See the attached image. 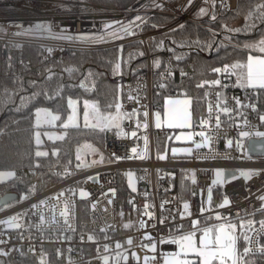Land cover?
I'll return each mask as SVG.
<instances>
[{"label": "built area", "instance_id": "1", "mask_svg": "<svg viewBox=\"0 0 264 264\" xmlns=\"http://www.w3.org/2000/svg\"><path fill=\"white\" fill-rule=\"evenodd\" d=\"M216 2L218 5L215 12L217 18L222 11H231L237 7V0L235 3L234 0H225L229 6L227 9L221 5L220 0H216ZM157 4L161 7H156ZM206 5L209 4H205L204 0H193L191 5H188V0H142L136 5L125 7L106 5L95 0H0V53L8 77H20L25 71L42 64L59 61L66 54L113 49L136 41H143L147 63V75L127 83L123 88L125 96L119 101L123 105L122 111L131 112L136 109L138 112L131 119L123 120L121 129L127 135L117 136L115 134L117 129L104 132L103 151L108 159L103 163L93 164L91 167L67 166L58 169L57 172L61 179L57 183L43 189H39L38 184L35 183L29 187L31 189L35 186V193L30 196V199L21 203L14 201L11 207L0 211V219H6L18 212H27V215L22 216L19 221L22 224L20 229L12 230L0 225V233H3L0 235V239L7 241L6 244L0 245V248L5 251L13 249V247L19 249V251H11L7 257L0 256V261H3L4 264H39V259L43 255L47 264H68L69 259L73 264H102V261L94 258L97 255L96 249L99 247L101 255L114 257L116 251L129 255V260L121 261L120 264H137V261L130 256L133 251L141 257L139 264H144L143 257L145 255L156 256L159 264H163L164 257L179 249L175 244L159 243V241L161 239L170 240L173 236L182 234V230L178 231L177 226L183 225L184 229H187L189 220L197 217L201 218V226H203V216L214 217L217 211L232 219L241 209L252 213L260 206L257 197L264 194V155H254L250 152L249 144L251 140L257 139L255 137L251 140L243 139V149H236L235 141L242 139L239 137L241 129L264 131V123L258 119V114H264V112L260 109L256 97H253L251 101L245 99L251 90L245 91L236 87L234 76L230 79L222 78V83L228 85L226 88H208L209 95L206 97L205 112L200 118H207L208 104L211 102L215 106V93L219 91L223 93L229 106H235L233 97H239L245 104H256L258 112L241 109L247 113V118L254 128H248L244 125L243 120L237 117L236 123L231 128L227 124L222 125V132L227 134L216 139L211 150L208 148L196 149L194 146L191 155L176 157L166 154L164 155L165 159H158L156 134L165 132L156 129L154 125V114L161 110L154 101L153 92L154 88L163 82L155 84L153 81V76L156 74L153 60L156 58L150 52L148 40L153 36L176 29L188 21L197 24H202L204 21L213 22L210 19L212 9L209 10L210 14L204 18H196V12ZM132 15H144L142 17L146 23L136 29V35L122 40L111 41L106 37L105 42H93L91 40L54 38L57 34L99 36L103 34L105 23L115 21L125 23L129 18L122 17ZM157 15H166L171 18L170 21L163 24L152 23L150 19ZM38 24L50 25L51 32L37 29L36 25ZM146 26L153 28L144 30ZM207 28L212 34L215 32V36L222 42L231 44L227 36L210 27ZM35 61H37V65ZM169 63L170 58L168 57L165 60L166 67L162 71L165 75H161L163 79L169 77L166 75L168 71H174L168 65ZM129 95L136 97L139 102L129 100ZM145 110L149 113L146 129L143 127L145 121L143 112ZM199 119L193 123V128L189 131L197 133L201 130ZM221 119L228 121V117L223 114H221ZM137 121L140 122V127H137ZM212 128H214V118L210 121L207 130L210 131ZM132 131H136V137L131 136ZM167 136L173 139V134L169 133ZM145 137L148 141L147 148H145ZM193 139L199 142L200 137L193 135ZM228 139L234 141L232 148L227 145ZM133 147L137 148L139 155L131 152ZM113 153L117 156L133 158L109 162ZM141 155L143 158H140ZM247 156H251L252 159H247ZM65 169L72 174H65ZM216 169H224L225 174L227 171L233 170L238 178L230 180L223 187L212 185ZM241 169L262 171L260 175L245 181L243 177H239ZM128 172L136 174L138 190L135 193L127 191L125 194L126 204L133 208V214L125 217L120 215L123 212L121 210V192L124 188L126 189ZM193 173L196 184L191 181ZM89 177H94V179H88ZM182 177H185L189 182L187 193L179 184ZM225 179H228L226 175ZM209 187L213 189L214 204L224 195L230 198L232 204L223 209H209L201 216L199 209L202 202H206ZM68 189L75 190L76 194L72 195ZM81 189L88 192L89 195L81 198L79 196ZM110 189H115V193L112 194ZM60 191H64L65 195L59 200L52 199L47 204H40L38 208L31 207L32 204H39L40 200L53 197ZM65 200H69L70 205H74L69 219L75 231L64 230L57 225L50 226L48 223H45L42 228H38L40 214H43L47 221H51L53 215L58 220H62L60 212ZM109 200L112 201L111 204L108 203ZM184 203L189 204L191 217L184 213ZM93 204L96 205L95 209L92 208ZM146 204L149 205L147 211L153 214V219L144 215ZM240 214L244 216L243 211ZM251 218L253 217H245V219ZM254 218L259 220L261 216L256 213ZM160 219H165V223H158ZM141 220L146 222L143 229L139 227ZM129 222L131 227L125 229L123 225ZM255 227L258 228L259 225L257 224ZM102 228L106 230L108 240L104 239L105 233L100 231ZM145 234L150 235L152 240L145 239ZM249 234L254 235V233ZM21 235H23V239L20 238ZM88 235H93L98 243L88 241ZM81 236L84 237L83 241ZM129 236L134 241L132 246L125 243ZM116 241L123 245L121 249H115ZM105 243L110 248L108 253H105L103 249ZM152 243L156 244V252L151 251ZM141 244L149 245V247L141 248L139 246ZM30 247L34 248V251H29ZM57 249H60L63 255L58 256ZM21 252L24 254L21 255ZM110 264H115V262L110 260Z\"/></svg>", "mask_w": 264, "mask_h": 264}, {"label": "snow or ice", "instance_id": "2", "mask_svg": "<svg viewBox=\"0 0 264 264\" xmlns=\"http://www.w3.org/2000/svg\"><path fill=\"white\" fill-rule=\"evenodd\" d=\"M193 0H188V5H191ZM205 4H210L212 8L216 6V0H204ZM221 5L224 8H228V4L225 0H220ZM156 7H161V5L157 4ZM209 9L205 7H201L198 10V16H205L209 15ZM210 19L212 21L217 20V15L213 11L210 14ZM245 19V26L243 29H231L228 28L227 25H222V27L229 32H240V31H247L250 28H255L256 24L255 21L259 20L261 23H264V0H261L260 3L255 4V6L248 11V13L244 16ZM139 22V23H138ZM146 23L145 19L141 16H136L134 20L129 21L128 23H124L121 21L115 22H108L105 23L103 26V34L99 36H84V35H63L57 34L54 38L56 39H67V40H91L93 42H105L106 37L108 40L115 41V40H122L126 37H130L136 35V29L141 28V25ZM156 27V25H153ZM181 28L183 25L180 26ZM37 29H42L48 32H51L50 25H36ZM172 31H176L173 29ZM215 36L216 33L213 32ZM154 39V38H153ZM143 43V41H141ZM196 43H199L197 41ZM164 44V41L161 40L156 44L157 48H161ZM183 46V45H181ZM209 47L211 45H208ZM245 49L250 50L249 53L246 55V58L243 60H236L233 63H225L221 67H213L211 69L212 73L219 74L221 78H216L212 80H203L199 84H197L198 88H203L206 85L209 87H219V88H226L228 87L227 84L222 83L223 79H230L231 77H235V86L239 87L242 90L248 91L249 94L245 97L246 100L251 101L253 97L257 99L264 95V37L260 40L252 43H247L243 45ZM124 46L120 45L118 47V52L123 53ZM51 51V49H49ZM258 53V54H257ZM132 54H129V59L131 58ZM138 55L143 56L144 52H139ZM177 60L181 59L180 56L175 57ZM122 61L123 57L118 56L117 61L113 66V73L119 74L122 70ZM126 63L127 61H123ZM153 66L156 68L161 67V61L159 59L153 60ZM70 74L74 71H78V69L68 68L65 69ZM50 71V70H49ZM92 74L89 73V76ZM165 75V74H161ZM167 76H171L172 72L168 71L166 73ZM187 75L186 73L181 72V76ZM52 76L49 75L47 79H51ZM87 79V77H85ZM35 81L32 82L35 85ZM160 88H165L166 85L161 83L157 85ZM65 87H70V85L61 84L57 87L52 95H49L47 91L41 92H34L31 97L22 98L21 106L27 107V101L35 100L36 97L43 95L46 100H55L56 98L63 99V93ZM79 87L86 88V85L81 82ZM209 95V93H205V96ZM216 104L215 106L210 102L208 104V116L207 118H200L199 119V127L200 131L197 133L189 132H181L180 135L175 137L176 140H186L192 141L195 145L196 149L201 148H208L211 150L213 142L218 139L221 135H226V132H222V125L227 124L229 128H231L235 123L237 117H240L243 120L244 125L248 128H254L251 121L247 118V113L245 111H241V109H251L252 111L258 112L257 106L255 103H243L239 97H233L232 99L235 102V106H229L227 104V100L224 97L222 92H216ZM184 98H173L167 97L164 100L163 105V119L161 118V112H155V127L160 129L162 126H166L169 129H192L193 128V111H192V99L187 96V94H183ZM119 97L117 96V102L114 104L106 105L105 109L102 110L100 105L96 102L84 100L83 101V112H82V120H83V127L92 129L94 131H99L101 133L111 131L112 129H117L116 135L117 136H126L127 133L123 132L121 129V122L124 119H131L133 116L137 115L138 112L136 109H133L131 112H124L122 111L123 105L118 102ZM129 100H135L137 103L139 102L136 97L131 95L128 96ZM67 109H70V112L67 113L66 119H62V115L59 110L53 111L50 108L45 107H36L34 112L35 121L33 124V140L35 145L37 146V150L35 151L34 155L36 158L41 157H48L49 152L40 150V146L44 143L42 140V136H46L50 141H63L65 140L66 136L68 135L69 129H76L79 130L81 128V113L78 109L79 101L77 99H73L71 96L67 98ZM115 109V112L110 111L111 109ZM16 111H20V108H17ZM221 114L228 117V121H223L221 119ZM143 116L145 117V121L143 123V127L146 129L148 127L147 118L149 113L147 110L143 112ZM214 118V128L210 131L207 130L210 121ZM258 119L261 123H264V114H258ZM57 122H60L59 126L64 130L62 134L56 135L50 133L48 131L41 132V128L46 127H56ZM140 122L137 121V127H140ZM136 131L131 132L132 137H136ZM193 135H197L200 137L199 142L193 141ZM239 137L242 139L235 141V148L236 149H243V139L251 140L253 137L257 139H264V131H246V130H239ZM171 139V137H169ZM147 137H145V148H147ZM227 145L229 148H232L234 145L233 139L227 140ZM252 150L256 149V145H250ZM264 148V144L260 146ZM84 149L90 151L91 153L95 154L99 150L96 149L93 145L86 144L84 145ZM173 155H175L178 151H183L186 154L191 155L192 148H184L182 150H178L176 148L171 149ZM247 151V150H245ZM60 152V149H54L51 153L53 156H57ZM133 154H137V148L133 147L131 149ZM133 157H121L117 156L115 153L109 158V162H119L123 159H131ZM140 158H143L141 155ZM207 158V157H205ZM104 156L101 154L100 160L96 161L93 160L92 164L96 163H103ZM158 159H165L164 155H158ZM247 159H252L251 156H247ZM76 160L80 161L77 164V168L81 167H91V164H87L82 157V149H77ZM36 167H39L40 164L37 161ZM262 170H241L239 172V177H243L245 181L252 179V177L260 175ZM65 174L71 175L67 169H65ZM225 170L224 169H216L215 170V179L212 180V185H223L230 180L237 179V175L235 172L228 174V179H225ZM129 178V186L132 188L133 191H136L135 186L132 183V176L131 172L127 173ZM16 177V172L9 170V171H0V182L6 181L9 179H13ZM88 179H94V177H89ZM191 181L193 184H196L195 174L193 173L191 177ZM112 194L115 193V189L109 190ZM68 192H71L72 195H75V190L68 189ZM35 193V186L29 189L28 193L23 194L19 197V200H15V198L11 199H4L0 200V211H4L12 206V201L15 203H21L30 199V196ZM65 192L60 191L55 194L53 197H48L44 200H40L39 204H32V208H38L40 204H47L49 200L56 199L59 200L60 197L64 196ZM89 195L88 192L81 189L79 191V196L81 198H85ZM248 199V197H245ZM257 200L260 201V206L255 209L254 212L249 213L246 209H241L240 211L236 212L234 218L230 219L228 216L223 215L220 212H215L214 217L211 215L203 216L205 212H208L209 209L215 208H226L230 207L232 201L227 195H224L222 199L213 202V189L209 187L207 189V199L206 202H202V205L199 209L201 216H203V226H201V218H193L189 220V226L187 229H184L183 225L177 226V230H182V234L178 236H173L170 240L161 239L159 243H171L178 246V251L168 254L164 257L163 264H257V259L264 260V194H261L257 197ZM131 202V201H130ZM109 204L112 203L111 200L108 201ZM72 207L74 205H70L69 200L64 201L63 209L60 212V217L62 220H58L55 215L52 216L51 221H47L43 214L39 215L40 224L37 225L38 228H42L45 223H48L50 226L57 225L61 229L64 230H71L75 231L72 227L69 217L72 215ZM145 212L144 215H147L150 219H153V214L148 212L147 209L149 205H145ZM163 207V205H161ZM92 208L95 209L96 205L93 204ZM184 213L188 216H192V213L189 212V204H183ZM106 210V209H105ZM244 212V216H241L240 212ZM256 213H259L261 218L256 220L254 217ZM27 212L24 213H16L15 215H11L6 219H0V225H4L8 229L17 230L22 227V224L19 222L22 216H26ZM123 216V212L120 213ZM183 216V214H181ZM253 217L251 219H245V217ZM166 219V218H165ZM165 219H160L158 223L164 224ZM215 222H212V221ZM211 222V223H210ZM259 225V227H255V225ZM146 226V222L141 220L139 222V227L143 229ZM111 227V226H109ZM125 229L131 227V223H125L123 225ZM155 227V225H153ZM101 232L105 233L104 239L108 240L109 237L105 229H100ZM199 233V235H198ZM249 233H254V235H250ZM3 233H0L2 235ZM23 239V235L20 237ZM145 239L149 241L152 240L150 235L145 234ZM68 239V237H65ZM84 237L81 236V240L83 241ZM88 241L98 243L96 238L93 235H88ZM243 242V247H240V242ZM7 241L0 239V245L6 244ZM128 246H132L134 241L132 237H128L125 241ZM141 248H148L149 245L141 244L139 245ZM123 245L119 242H115V249H121ZM151 251L156 252V244L152 243L150 245ZM103 249L105 253L110 251L109 245L107 243L103 244ZM19 249H10L5 251L3 248H0V256L7 257L10 255L11 251ZM29 251H34V248L30 247ZM71 251V249H69ZM96 257L95 259H99L102 261V264H110V260L114 261L115 264H120L121 261L127 262L129 260V255L124 254L123 252L116 251L114 257H110L109 255H101L99 252V247L96 249ZM24 253L21 252V255ZM57 255L61 256L63 253L60 249H57ZM130 256L137 261L141 260V257L136 252H131ZM144 264H159L156 256L149 257L145 255L143 257ZM0 264H4L3 261H0ZM39 264H47V261L44 259L42 255L39 259ZM68 264H73L71 259H69Z\"/></svg>", "mask_w": 264, "mask_h": 264}, {"label": "trees", "instance_id": "3", "mask_svg": "<svg viewBox=\"0 0 264 264\" xmlns=\"http://www.w3.org/2000/svg\"><path fill=\"white\" fill-rule=\"evenodd\" d=\"M95 1L125 7L136 5L142 0ZM260 2L261 0H238L236 9L222 11L216 21H204L202 24L188 21L182 24V28L180 26L176 28V31L171 30L148 40L152 56L161 61V67L155 69L156 74L153 76V81L155 84L162 81L166 85L165 88L156 86L153 92L154 101L159 105L160 110L165 98L187 94L192 99L194 118L199 119L204 114L207 97L205 93L209 86L198 88L197 84L203 80L221 78L219 74L211 72L213 67H221L225 63L230 64L236 60L245 59L249 50L243 45L256 42L264 37V23L259 20L255 21V28L240 32L226 31L222 25H227L231 29H243L246 23L244 16ZM195 15L198 16V11ZM170 18L166 15H157L150 21L163 24L170 21ZM207 27L227 36L231 44L222 42ZM152 28V26H146L144 30ZM161 40L164 44L161 48H157L156 44ZM197 41L199 43H196ZM141 51L144 52L143 56L138 55ZM129 54H132L130 59ZM118 56H122L123 61L127 62L122 61L121 73L114 74L113 66ZM176 56H180L181 59L177 60ZM168 57L170 58L168 65L174 71L167 79H163L161 73L166 67L165 60ZM35 62L37 65V61ZM146 65L145 47L143 43L136 41L124 45L123 53H119L118 48H113L66 54L59 61L36 66L25 71L20 77L11 78L6 75V67L0 53V171L16 172L15 178L0 182V197L10 192L21 196L35 183L38 184L39 189L57 183L61 179L57 170L76 165V149L84 141H91L103 150L104 133L81 127L79 130L69 129L63 141L45 142L41 148L46 149L49 156L36 158L34 153L37 146L33 140L35 121L33 114L36 107L59 110L62 119H66L67 113L70 112L66 101L71 96L77 100L89 99L98 103L104 110L106 105L117 102V96L119 97L118 102L125 96L123 88L127 83L147 75ZM68 68L78 69V71L70 74L65 70ZM181 72L187 75L181 76ZM89 73L92 75L89 76ZM49 75L52 76L50 80L47 79ZM33 81L36 82L35 85L32 84ZM81 82L86 85V88L79 87ZM61 84L70 85V87H65L62 94L63 99L58 97L49 101L41 95L35 100H26L27 107L21 106L22 98L31 97L34 92L47 91L49 95H52ZM258 103L264 112V95L258 98ZM17 108H20V111H16ZM114 110L113 108L110 111ZM171 145L172 139H169L166 133L156 134V147L159 155H169ZM57 148L60 149L59 154L51 155L52 151ZM107 159L105 156L104 161ZM37 161L40 164L39 167L35 166ZM179 184L187 193L189 182L185 177L181 178ZM126 192L125 188L121 192V210L125 217L133 214V208L125 202ZM240 247H243L242 241ZM257 264H264V260L257 259Z\"/></svg>", "mask_w": 264, "mask_h": 264}, {"label": "rangeland", "instance_id": "4", "mask_svg": "<svg viewBox=\"0 0 264 264\" xmlns=\"http://www.w3.org/2000/svg\"><path fill=\"white\" fill-rule=\"evenodd\" d=\"M164 1H169V0H164ZM151 4H152V3H151ZM138 16H141V17H142V16H144V15H138ZM135 17H136V15H132V16H129V17H122V18H129V20H134ZM129 20H126L125 23H128ZM247 50H248V49H247ZM249 51H250V50H249ZM257 54H258V53H257ZM84 100H89V99H81V100H78V101H79L78 109H79V111H80V113H81V127H83L82 112H83V101H84ZM89 101H91V100H89ZM112 112H115V110L112 111ZM161 118L163 119L162 114H161ZM122 123H123V121L121 122V127H122ZM154 125H155V118H154ZM162 128H164V126H162L160 129H162ZM114 129H115V128H114ZM156 129H157V128H156ZM40 131H41V132L48 131V132H50V133H53V134L59 135V134H62V132H63L64 130H63L61 127H59L58 122H57V126H56V127H46V128H41ZM41 138H42V140L44 141V143H43L41 146H43V145L45 144V142H54V141H50V140H48L46 136H42ZM86 144L93 145V146H94L96 149H98L99 151H98L97 153H95V154L91 153L90 151L84 149V145H86ZM41 146H40V150L47 151L46 149L41 148ZM77 149H82V157H83V160H84L87 164H91V165H93V164H92V161H93V160H96V161H99V160H100V156H101V154L104 156V158H105V156H106V155H105V152H104L102 149H100L95 143H93V142H91V141H84V142H82V143L77 147ZM77 149H76V154H77ZM104 160H105V159H104ZM78 163H80V161H77V163H76L75 166H77ZM81 168H85V167H81ZM241 170H245V171H247V169H241ZM241 170H240V171H241ZM6 171H9V170H6ZM131 173L133 174V176H132V183H133V185L135 186L136 191H137V190H138V180H137L136 174L133 173V172H131ZM215 178H216V177H215ZM126 185H127V186H126L127 191H131V192H134V193L136 192V191H133L132 188L129 186V178H128V176H127V184H126ZM223 185H224V184H223ZM223 185H215V186H217V187H223Z\"/></svg>", "mask_w": 264, "mask_h": 264}, {"label": "crops", "instance_id": "5", "mask_svg": "<svg viewBox=\"0 0 264 264\" xmlns=\"http://www.w3.org/2000/svg\"><path fill=\"white\" fill-rule=\"evenodd\" d=\"M237 4H238V0H237ZM204 7L208 8L209 10L212 9V11L216 12V9H217L218 5H217V2H216L215 8H212V6L210 4L206 5ZM205 16H196V18H204ZM176 97H178V96H176ZM176 97H173V98H176ZM179 98H184V96H179ZM192 111H193V108H192ZM161 114H162V117H163V107L161 109ZM196 119L197 118H194V113H193V123L196 121ZM158 130H164V132L167 135L169 133L173 134L172 145L170 146V152H169L170 153L169 155H171V156H186V155H188V154L184 153L183 151H178L175 155H173V153L171 151L172 148H176L178 150H182L184 148H192L193 149V147L195 146L192 141L176 140L175 139V137L177 135H180L182 131L186 133V132H189V129H184V130H181V129H169L166 126H164V128L158 129ZM193 141H194V139H193Z\"/></svg>", "mask_w": 264, "mask_h": 264}, {"label": "water", "instance_id": "6", "mask_svg": "<svg viewBox=\"0 0 264 264\" xmlns=\"http://www.w3.org/2000/svg\"><path fill=\"white\" fill-rule=\"evenodd\" d=\"M252 144H255L256 145V149L255 150H252V148L250 147V145H252ZM262 144H264V139H253V140H251L250 141V144H249V150H250V152L252 154H254V155H261V156L264 155V148H261L260 147ZM232 172H235V171H233V170L227 171L226 172V176L228 177V174L229 173H232ZM13 197L15 198V200H17L19 196H18L17 193L10 192V193H7V194L1 196L0 197V200L11 199ZM12 202H14V201H12Z\"/></svg>", "mask_w": 264, "mask_h": 264}, {"label": "bare ground", "instance_id": "7", "mask_svg": "<svg viewBox=\"0 0 264 264\" xmlns=\"http://www.w3.org/2000/svg\"><path fill=\"white\" fill-rule=\"evenodd\" d=\"M236 0H234V3H235Z\"/></svg>", "mask_w": 264, "mask_h": 264}]
</instances>
